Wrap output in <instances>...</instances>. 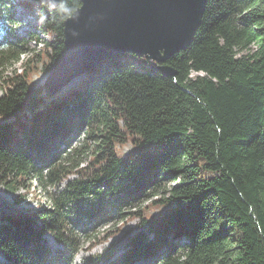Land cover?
I'll return each instance as SVG.
<instances>
[{
    "label": "trees",
    "instance_id": "trees-1",
    "mask_svg": "<svg viewBox=\"0 0 264 264\" xmlns=\"http://www.w3.org/2000/svg\"><path fill=\"white\" fill-rule=\"evenodd\" d=\"M13 2L0 0V183L56 189L49 206L0 212V264H71L83 235L128 214L140 222L121 255L85 264H264V0H207L190 45L167 60L175 74L113 53L52 98L30 85L32 58L4 75L27 45ZM21 4L53 35L30 31L49 69L64 23L49 5Z\"/></svg>",
    "mask_w": 264,
    "mask_h": 264
},
{
    "label": "water",
    "instance_id": "water-1",
    "mask_svg": "<svg viewBox=\"0 0 264 264\" xmlns=\"http://www.w3.org/2000/svg\"><path fill=\"white\" fill-rule=\"evenodd\" d=\"M206 1L83 0L82 10L64 24V50L42 84L44 93L54 96L113 53H137L158 63L164 73L175 74L167 60L190 45Z\"/></svg>",
    "mask_w": 264,
    "mask_h": 264
},
{
    "label": "rangeland",
    "instance_id": "rangeland-1",
    "mask_svg": "<svg viewBox=\"0 0 264 264\" xmlns=\"http://www.w3.org/2000/svg\"><path fill=\"white\" fill-rule=\"evenodd\" d=\"M10 1L15 2H13L12 10L14 11V14L19 21L15 30L27 42V45L26 50L22 53L20 60H17L16 62L8 65L5 68L6 70L4 75H13L15 71H24V63H26L29 58H32L33 60L30 63V70L32 71L30 75V85L32 84L33 86H42L50 70V68H46V65H48L49 62L45 55H43L42 57L38 55L44 46L42 41H35L34 39L30 38V31H36L37 35L45 40L53 38V35L39 30V28H34V25L36 27L37 24V7L31 9L28 6L21 4L22 0ZM152 64H154L153 61ZM193 73L196 74L197 72L194 71ZM85 75L86 73L80 75L79 77H76L75 79L70 81L68 85L63 87L61 91H59L52 97L64 94L70 88L77 86L80 83L81 79L85 77ZM2 80V77H0V81ZM1 92L2 89L0 88V93ZM131 146V142L126 143L121 147V152L124 154L127 153L131 149ZM22 183L23 184L21 186L14 189H10L5 184L0 183V212L25 213L31 209H40L42 207L49 206L51 198L48 194V191L55 190L56 186L48 185L46 187H43L35 178H30V180L26 179ZM64 183L65 181L60 184V186ZM27 184L31 185L29 189L26 186ZM147 202L148 201L143 203V205H146ZM165 208V206L157 208L154 210V212L157 214ZM139 222V219L132 218L131 215L128 214L121 220L110 222L104 226L99 225L97 226L96 230L91 229L90 234H92V236L89 237L83 235V237L86 238L85 243L78 254L75 256V259L71 264H85L83 260L84 256L88 254L98 253L105 249H107L109 252H113L115 256L121 255V250L125 248L124 244L127 236L126 232H128L129 230L138 229ZM44 240L45 244H48L49 246L57 245V241H55V238L51 233H46L44 235L43 242ZM102 264H110V262L105 261L102 262ZM132 264L154 263L152 258L145 257L137 260Z\"/></svg>",
    "mask_w": 264,
    "mask_h": 264
},
{
    "label": "clouds",
    "instance_id": "clouds-1",
    "mask_svg": "<svg viewBox=\"0 0 264 264\" xmlns=\"http://www.w3.org/2000/svg\"><path fill=\"white\" fill-rule=\"evenodd\" d=\"M50 7L55 9L56 15L59 17L60 21L64 24L67 23L68 20L73 19L78 15V13L83 8V0H72L69 3V0H59L57 4H50ZM44 16H41V21H43ZM76 35L75 32L72 33Z\"/></svg>",
    "mask_w": 264,
    "mask_h": 264
}]
</instances>
